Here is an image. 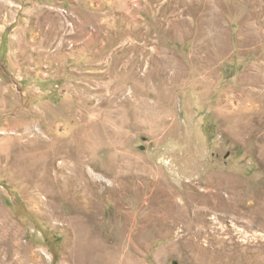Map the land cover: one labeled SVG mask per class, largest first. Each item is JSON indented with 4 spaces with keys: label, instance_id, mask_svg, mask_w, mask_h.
Instances as JSON below:
<instances>
[{
    "label": "rangeland",
    "instance_id": "374dc122",
    "mask_svg": "<svg viewBox=\"0 0 264 264\" xmlns=\"http://www.w3.org/2000/svg\"><path fill=\"white\" fill-rule=\"evenodd\" d=\"M0 264H264V0H0Z\"/></svg>",
    "mask_w": 264,
    "mask_h": 264
},
{
    "label": "bare ground",
    "instance_id": "6f19581e",
    "mask_svg": "<svg viewBox=\"0 0 264 264\" xmlns=\"http://www.w3.org/2000/svg\"><path fill=\"white\" fill-rule=\"evenodd\" d=\"M63 170V169H62Z\"/></svg>",
    "mask_w": 264,
    "mask_h": 264
}]
</instances>
